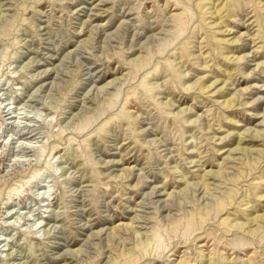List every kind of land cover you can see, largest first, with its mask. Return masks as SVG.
<instances>
[{"label":"rangeland","instance_id":"rangeland-1","mask_svg":"<svg viewBox=\"0 0 264 264\" xmlns=\"http://www.w3.org/2000/svg\"><path fill=\"white\" fill-rule=\"evenodd\" d=\"M255 129L264 0H0V264H264Z\"/></svg>","mask_w":264,"mask_h":264},{"label":"bare ground","instance_id":"bare-ground-1","mask_svg":"<svg viewBox=\"0 0 264 264\" xmlns=\"http://www.w3.org/2000/svg\"><path fill=\"white\" fill-rule=\"evenodd\" d=\"M225 32H229L230 33L231 32V29H226ZM241 59L242 58H238V57L235 58V60H237V61H240ZM217 83H218V81H215L213 83V85H216ZM222 84L227 85V82L226 81H223ZM238 97L237 98L230 97V98L224 100V102H225V104L227 106H236L237 105L236 103H237ZM238 100H240V99H238ZM235 129H237V128H235ZM248 131L249 130H247V132ZM243 133L244 132H242V133L238 132V133H236V136H233V141H234V143L237 144V146L234 147V148H232V149H230V150H228L229 151V155L232 154V153H234V152L240 151V150L245 152L246 151V146L249 145L250 143H252L254 141H263L264 140V132H262L260 130L255 129L254 130V133L253 132H250L249 134H246V135H243ZM249 137H250V139H249ZM225 138L226 137L224 136V137H221L220 139L223 140ZM228 158H230V156ZM219 174H220V172H218V171H212V170H210V171H208L206 173L205 178H207L206 180L213 179L214 178L213 176H215V175L216 176H219ZM205 184H208V183H205ZM252 218H253L254 221H256L257 219H259L258 215H254Z\"/></svg>","mask_w":264,"mask_h":264}]
</instances>
